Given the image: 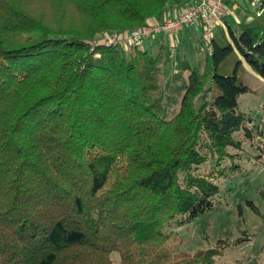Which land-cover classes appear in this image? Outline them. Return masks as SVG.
Returning a JSON list of instances; mask_svg holds the SVG:
<instances>
[{"label":"trees","instance_id":"trees-1","mask_svg":"<svg viewBox=\"0 0 264 264\" xmlns=\"http://www.w3.org/2000/svg\"><path fill=\"white\" fill-rule=\"evenodd\" d=\"M61 1L0 0V264H215L214 250L171 263L166 228L213 208L215 171L196 170L237 171L234 135L254 138L238 73L242 57L264 79V14L200 35L204 66L183 59L161 82L165 44L92 41L161 21L172 0ZM45 3L50 24L33 13Z\"/></svg>","mask_w":264,"mask_h":264},{"label":"rangeland","instance_id":"rangeland-1","mask_svg":"<svg viewBox=\"0 0 264 264\" xmlns=\"http://www.w3.org/2000/svg\"><path fill=\"white\" fill-rule=\"evenodd\" d=\"M179 1L172 0L170 6ZM238 1L249 12L250 18L256 16L257 8L253 0ZM57 6H63L65 11L70 8L69 4L65 5L61 0H57ZM52 9V5L45 3L33 9V13L50 24L55 15ZM229 9L231 11L230 7ZM232 22L240 32V25L233 20ZM112 34L115 33L105 32L97 36L92 41V46H95V41ZM183 35L192 36L193 33L185 31L180 37ZM183 42L178 45L174 40L170 41L168 37L162 36L139 46L141 50L150 51L154 55L162 43L168 47L167 53H163L165 64L161 72V82H165L171 74L179 70V63L183 59H187L192 67L204 66V45L201 44L200 37ZM238 77L249 88L239 99V111L246 116L247 126L253 131L254 138L252 141L245 140L243 132L234 135L237 141H243V152L230 150L231 154H238L240 157L235 161L239 166L237 171L219 176L216 172L219 168L212 161L196 170V174L201 176H208L215 171L219 194L210 211L182 226L172 223L166 228L169 238L165 251L171 257V263L184 259L191 263L197 253L214 250L218 253L213 258L215 264H264V79L255 75L249 76L242 64ZM187 78L188 74H185L183 84L188 83ZM178 107H175V112ZM230 166L232 163L228 160L223 164V167ZM111 259L113 264H121L117 253Z\"/></svg>","mask_w":264,"mask_h":264},{"label":"built area","instance_id":"built-area-1","mask_svg":"<svg viewBox=\"0 0 264 264\" xmlns=\"http://www.w3.org/2000/svg\"><path fill=\"white\" fill-rule=\"evenodd\" d=\"M226 0H197L193 6L178 9L173 17L164 16L161 21L151 20L145 26L126 33L106 35L95 41V46L129 48L158 37L172 38L185 29H200L206 42H211L217 28L229 16ZM257 17L264 14V0H253Z\"/></svg>","mask_w":264,"mask_h":264},{"label":"crops","instance_id":"crops-1","mask_svg":"<svg viewBox=\"0 0 264 264\" xmlns=\"http://www.w3.org/2000/svg\"><path fill=\"white\" fill-rule=\"evenodd\" d=\"M228 9L229 7L231 8V11L229 9V16L228 18L225 19V21L222 23V25H220L219 27L223 28V30L225 31V33H227V26L226 24L228 23L231 28H233V30L237 29L233 26V21L236 22L237 25H241V24H247L250 23L252 18H250L249 16V12H247L246 10H244V8H242L239 4L238 0H226L225 1ZM195 3H197V0H180L178 3L170 6L164 13V16H168V17H173L175 12L180 9V8H186V7H190L193 6ZM240 12V15H239ZM257 17V16H255ZM185 31H191L193 33L192 36H187V35H183L180 37V34L182 32L185 33ZM200 29H185L181 32H179L177 35H175L174 37H172L171 39L168 38V40L172 41L174 40L176 44L178 45H182L184 42L183 41H190V40H194V38L196 37H200ZM240 57V56H239ZM240 61L242 66L244 67L245 71L247 74H249V76H258L249 66L248 64L244 61V59L242 57H240Z\"/></svg>","mask_w":264,"mask_h":264}]
</instances>
